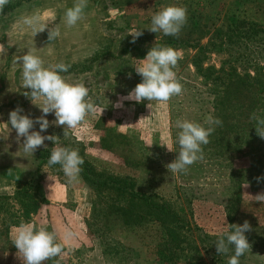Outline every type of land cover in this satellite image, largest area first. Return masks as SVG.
Returning <instances> with one entry per match:
<instances>
[{
  "label": "rangeland",
  "instance_id": "obj_1",
  "mask_svg": "<svg viewBox=\"0 0 264 264\" xmlns=\"http://www.w3.org/2000/svg\"><path fill=\"white\" fill-rule=\"evenodd\" d=\"M73 3L11 0L0 13V264H22L12 244L16 228L9 229L10 237L1 236L6 224L1 217L18 212L19 180L36 186L44 202L30 220H22L54 230L67 249L63 259L70 256L74 264H227L230 252L219 255L204 236L218 240L230 224L245 221L251 225L245 235L252 247L240 263L264 264V202L254 200L264 193V139L252 119L253 113L264 115V34L240 29L241 23L264 28V12L254 14L264 10V0H89L84 19L68 27L63 17ZM169 5L188 10L178 36L148 29L152 16ZM35 10L47 13L49 27L60 26V37L51 42L48 29L35 35L17 23ZM134 29L143 35L133 43L128 34ZM217 30L236 36L221 54L208 55L206 68H235L242 77L257 78L255 84L251 79L247 85L223 87L213 77L206 81L197 74L191 63L195 47L208 45ZM155 43L181 51L174 71L183 91L167 102L152 101L149 108L147 100L123 98L142 82L135 66ZM29 49L45 66L70 65L62 75L84 82L98 105L97 113L67 138L64 126L52 123L54 113L48 114L50 126L42 135L57 136L56 146L77 149L98 170L135 178L139 192L167 200L183 220L159 218L138 201L114 206L80 174L77 182L67 183L61 166L38 162L37 153L51 152L53 141L46 140L47 147L34 154L23 151L24 138L18 140L7 123L10 112L20 107L33 119L43 115L24 95L30 89L22 86V63L17 61ZM209 115L222 124L202 146L204 158L187 172L170 173L166 165L179 151L177 120L203 124ZM39 130V124L32 129Z\"/></svg>",
  "mask_w": 264,
  "mask_h": 264
},
{
  "label": "clouds",
  "instance_id": "obj_2",
  "mask_svg": "<svg viewBox=\"0 0 264 264\" xmlns=\"http://www.w3.org/2000/svg\"><path fill=\"white\" fill-rule=\"evenodd\" d=\"M11 0H0V13ZM89 0H74L63 17V22L68 27L76 26L84 19L85 9ZM187 8L178 5L163 7L151 18L150 31L162 32L165 36H178L181 29L187 23ZM39 10L30 14L21 15L17 21L22 27L31 29L35 35L48 29L49 41H54L61 35L60 26L49 27L44 21V16ZM128 35L132 36V42L143 35L142 30H132ZM11 47V45H9ZM2 47V46H0ZM182 58L180 50L171 46H161L157 43L147 52L140 66H135V71L142 77L138 83L123 99L142 103L144 100L151 102H167L174 96L182 94L183 85L174 71L178 61ZM22 63V86L30 91L24 92L35 105L42 109L43 115L36 119L22 114L23 109L17 107L10 112L7 122L17 133V139L24 138L23 151L34 154L45 141H53L48 166L59 164L67 178V183L78 181L81 165L84 160L77 149L64 146H56L57 136L42 135L50 122L48 114L54 113L56 126H64V137L69 136V131L83 123L87 117L94 116L98 111V105L90 95L89 88L84 82H71L62 73L68 72L71 67L63 62L45 66L44 60L29 49L17 61ZM42 99V104L37 100ZM117 107L122 106L119 102ZM257 135L264 139V115L253 113ZM39 124V131H32ZM222 124L219 118L212 115L206 117L203 124L190 120H177L176 127L180 130L176 137L179 145L178 156L174 161L166 165L172 174L187 172L188 167L204 158L203 145L209 143L210 135L215 131V126ZM167 146V145H166ZM168 151H174L167 146ZM261 179V178H258ZM254 200L264 202V193L254 197ZM232 230L225 231L216 241V249L219 255L227 254L230 248L234 254L230 256L227 264H240V257L245 255L252 245L249 243L246 232L251 230V225L245 221L242 225L231 224ZM12 244L15 245L17 257L22 264H45L46 261L59 257L64 251V245L58 240L56 232L49 231L45 227H36L32 223H21L15 230Z\"/></svg>",
  "mask_w": 264,
  "mask_h": 264
},
{
  "label": "trees",
  "instance_id": "obj_3",
  "mask_svg": "<svg viewBox=\"0 0 264 264\" xmlns=\"http://www.w3.org/2000/svg\"><path fill=\"white\" fill-rule=\"evenodd\" d=\"M247 28H251V32L255 31L259 34H264V28L261 29L260 26H254L247 23H241L240 29L241 32L246 30ZM259 31V32H258ZM236 34L229 30L227 32L223 30H217L215 32V37L211 42H209L206 46L197 45L195 47L196 54L192 58V65L196 69L197 74L204 80H209L210 78H214L215 82L218 85L225 86L228 83H235L236 85H247L250 83L251 79L253 80L252 83L257 82V78H251V76H246V78L238 74L237 70L235 68H230L227 70V68L222 65L220 69H216L215 67H208L206 68V61L208 59V55L211 53L221 54L222 51H225V48L227 47V41L234 42ZM249 81H247V80ZM51 152L49 150H44L43 152L37 153V159L38 162H46L50 158ZM84 160L83 165H81V172L80 175L82 177V180L88 185L90 188L95 189L98 192H101L103 197L105 199L108 198V200L111 201V203H114V206L116 204H120L123 202H140L141 204L145 205L147 207V210L153 214L157 215L159 218L162 217H170V218H176L177 221H181V219L178 215V212H175L172 210V204H170L167 200L146 195L142 192H139L137 190V181L135 178L127 175H119L114 173H109L107 171L98 170L92 163L88 162L83 156H81ZM60 166L59 164H57ZM36 186H33L28 183H24L22 181H17V194L19 197H21V200L18 201L17 206L15 209L18 212H11L12 215L9 217H6L5 215L1 217V221H5L6 224L3 227L4 231L1 236L8 238L10 237L9 229L10 228H17L21 223H27L25 220H30L34 214L37 213L39 209V205L41 203H44L42 201V198L38 195V192L36 191ZM39 197V198H38ZM41 198V199H40ZM111 198V199H110ZM158 200V202L155 201ZM187 200V199H186ZM15 216V219L12 217ZM162 216V217H161ZM232 230V225L230 224V231ZM172 232V236H173ZM208 235V234H207ZM204 238L207 240L206 242L209 244H215L216 238L210 237V236H204ZM216 247V244H215ZM67 249L64 246L63 253H66ZM230 256L234 254V249L230 248L229 250ZM228 252V253H229ZM63 253L56 258H53L51 260H48L49 262L47 264H74L70 260V256L64 260L63 259ZM242 258H245L244 255ZM69 259V261H68ZM246 260H248L246 258ZM249 261V260H248ZM241 264V263H240ZM249 264V263H246Z\"/></svg>",
  "mask_w": 264,
  "mask_h": 264
},
{
  "label": "crops",
  "instance_id": "obj_4",
  "mask_svg": "<svg viewBox=\"0 0 264 264\" xmlns=\"http://www.w3.org/2000/svg\"><path fill=\"white\" fill-rule=\"evenodd\" d=\"M217 1H218V0H216V2H217ZM263 12H264V10H262V11H255L254 14H255V15L260 14L259 16H262L261 14H262ZM259 16H258V17H259ZM259 19H260V18H259ZM63 245H64V244H63Z\"/></svg>",
  "mask_w": 264,
  "mask_h": 264
}]
</instances>
